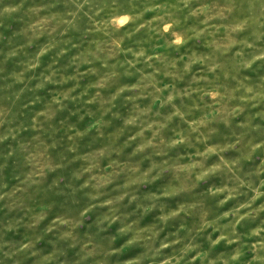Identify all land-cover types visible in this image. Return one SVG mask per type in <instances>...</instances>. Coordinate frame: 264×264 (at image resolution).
Wrapping results in <instances>:
<instances>
[{"label": "rangeland", "instance_id": "rangeland-1", "mask_svg": "<svg viewBox=\"0 0 264 264\" xmlns=\"http://www.w3.org/2000/svg\"><path fill=\"white\" fill-rule=\"evenodd\" d=\"M0 264H264V0H0Z\"/></svg>", "mask_w": 264, "mask_h": 264}]
</instances>
